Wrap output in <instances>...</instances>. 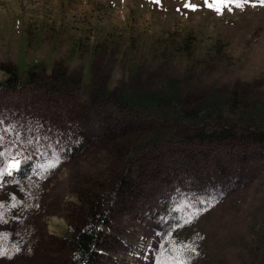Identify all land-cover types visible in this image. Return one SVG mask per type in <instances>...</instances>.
Listing matches in <instances>:
<instances>
[{
    "label": "rangeland",
    "instance_id": "obj_1",
    "mask_svg": "<svg viewBox=\"0 0 264 264\" xmlns=\"http://www.w3.org/2000/svg\"><path fill=\"white\" fill-rule=\"evenodd\" d=\"M240 3L218 14L205 0H0V65L22 77L31 68L44 73L32 81L58 71L87 102L94 90L162 97L171 88L198 107L235 97L252 113L246 123L264 129V6ZM5 75L0 69V81ZM51 94L0 89V264H53L54 237L66 234L79 188L112 173L108 153L122 129L131 140L144 138L105 107L93 106L87 125L83 114L69 118L60 104L69 96L55 94L57 102ZM244 141L224 142L237 150L221 161L224 175L182 158L172 170L177 181L144 186L121 213H114L121 200L112 204L98 264H157L179 255L180 245L195 250L184 253L188 264L262 262L264 145L250 152ZM16 161L28 170L25 181L9 167ZM169 202L179 222L163 232Z\"/></svg>",
    "mask_w": 264,
    "mask_h": 264
},
{
    "label": "trees",
    "instance_id": "obj_2",
    "mask_svg": "<svg viewBox=\"0 0 264 264\" xmlns=\"http://www.w3.org/2000/svg\"><path fill=\"white\" fill-rule=\"evenodd\" d=\"M0 69L6 73L5 79L0 81V89L27 86L48 97L51 92L57 102L60 97L56 95H62V99L69 96L70 100L60 103L62 111L65 116L76 120H81L79 115L83 114L86 125V121L91 120V114H94L93 106L105 107L113 119L127 123L124 128L131 125L141 127L134 130L144 134L143 139L131 140L132 135L127 133L126 137V131L122 129L108 153L114 162L112 173L104 180L85 181L84 184L88 186L79 188L78 202L66 215V234L53 236L59 248L53 264H98L100 255L104 254L100 246L105 243L106 224L110 217L114 213L123 212L127 202L132 197H140L144 186L153 181L158 180L163 184L177 181L179 175L173 174L172 170L182 158L192 160L195 166L202 165L209 171L211 169L213 173L225 172L221 161L231 152L228 151L231 148L224 142L245 140L244 144L249 143L245 147L250 152L256 151V144L264 145V129L246 123L252 113L246 112L240 100L235 97L221 107H198L181 103L176 91H171V88L162 97L154 94L135 95L132 90H124L122 94L94 90L91 101L87 102L80 100V89L68 83L67 77L60 76L58 71H52L46 80L32 81L44 73L37 75L31 68L22 77L15 66L2 68L0 65ZM58 70L63 71L61 66ZM86 105L88 109L80 110ZM71 127L74 128V125ZM67 133H73L70 127L65 132L66 136ZM174 142L180 146L176 147ZM206 143L216 144L207 147ZM222 143L224 146H220ZM187 147L193 151L191 154L185 151ZM197 153L210 154L212 158L197 161L194 158ZM119 200L122 204L113 213L110 207ZM175 225V220L170 219L163 224V231H169ZM258 264H264V258Z\"/></svg>",
    "mask_w": 264,
    "mask_h": 264
},
{
    "label": "snow or ice",
    "instance_id": "obj_3",
    "mask_svg": "<svg viewBox=\"0 0 264 264\" xmlns=\"http://www.w3.org/2000/svg\"><path fill=\"white\" fill-rule=\"evenodd\" d=\"M249 2L250 0H244V3H249ZM258 2L260 3V5L264 6V0H258ZM230 5H235V7H243V4L240 3V0H211V3L209 2V0H205V6L215 10L218 14H222L225 8L231 11L232 8L230 7ZM185 7H191L195 9V7L197 6L185 4ZM18 166H19V161H16L9 165V167H12V168H15ZM0 207H2V205H0ZM0 220H2V214H0ZM190 221H191V217H189V219L185 221V223H188ZM17 251H19V249H17ZM177 251L179 252V255H172L171 259L157 261V264H188V260L184 258V253L194 252L195 250L192 249L190 245H180ZM3 255H6V253L3 251H0V256H3ZM164 255H171L170 250L165 249Z\"/></svg>",
    "mask_w": 264,
    "mask_h": 264
},
{
    "label": "bare ground",
    "instance_id": "obj_4",
    "mask_svg": "<svg viewBox=\"0 0 264 264\" xmlns=\"http://www.w3.org/2000/svg\"><path fill=\"white\" fill-rule=\"evenodd\" d=\"M29 68H30V67H29ZM15 169H16V167H15V168H12V167H11V170H15Z\"/></svg>",
    "mask_w": 264,
    "mask_h": 264
}]
</instances>
